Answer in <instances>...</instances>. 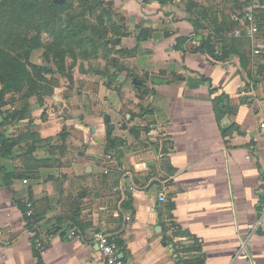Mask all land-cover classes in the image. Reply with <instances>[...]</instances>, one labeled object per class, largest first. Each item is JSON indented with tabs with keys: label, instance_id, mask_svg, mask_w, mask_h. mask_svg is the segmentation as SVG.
<instances>
[{
	"label": "crops",
	"instance_id": "1",
	"mask_svg": "<svg viewBox=\"0 0 264 264\" xmlns=\"http://www.w3.org/2000/svg\"><path fill=\"white\" fill-rule=\"evenodd\" d=\"M111 1L122 17L118 69L77 72L86 87L74 106L35 113L38 139L17 167V146L3 161L0 264H38L34 234L39 264H101L95 230L117 236L125 264H264V216L239 249L264 202V80L249 59L260 53L235 23L210 30L217 54L228 50L220 39L235 40L212 58L201 48L209 30L194 29L184 3ZM253 2L264 41V0ZM177 36L187 39L174 48Z\"/></svg>",
	"mask_w": 264,
	"mask_h": 264
},
{
	"label": "rangeland",
	"instance_id": "2",
	"mask_svg": "<svg viewBox=\"0 0 264 264\" xmlns=\"http://www.w3.org/2000/svg\"><path fill=\"white\" fill-rule=\"evenodd\" d=\"M26 1L20 25L12 18L10 7L0 5V87L4 88L2 108L8 115L0 130L6 135L15 134L16 151L24 150L12 157L14 167L38 139V132L30 128L35 113L40 120H46L48 112L59 111L61 99L73 107L69 98L76 94L77 88L86 87L77 83L78 76H103L118 69L120 50L114 40L123 33L122 17L111 0ZM187 1L179 2L186 6ZM191 1L189 14L195 17L205 14L209 20L216 15H228L239 7L238 0ZM257 14L262 21V12L259 10ZM9 19L10 25L6 26ZM205 27L213 30L211 25ZM261 29L264 32L263 26ZM249 59L254 72L264 80V50ZM53 138L45 139L42 145L50 146Z\"/></svg>",
	"mask_w": 264,
	"mask_h": 264
},
{
	"label": "trees",
	"instance_id": "3",
	"mask_svg": "<svg viewBox=\"0 0 264 264\" xmlns=\"http://www.w3.org/2000/svg\"><path fill=\"white\" fill-rule=\"evenodd\" d=\"M239 2V7L240 8V4L243 2V0H238ZM27 1L26 0H0V5L3 6H9L11 13H12V18L18 20L19 25L22 24L23 20H24V16H25V10L27 9ZM192 1L188 0L187 1V5H186V11H188L189 13V6H191ZM192 17V18H191ZM190 18L188 17V20L193 24V27L195 30L198 29H206L205 26H209L211 25L213 27V32L216 35H219L220 31H227L229 29H231V27L233 25H235V22L232 21L230 19L229 14L228 15H223V16H213L211 17V20H209L206 15H201V17H195V16H191ZM207 20L210 22L209 24H207ZM6 26L10 25V19L9 21L6 22L5 24ZM5 28L7 29L8 27ZM228 28V29H227ZM215 37V36H214ZM187 39L186 36H177L175 37V41L172 42V46L175 48L177 46H180L183 42H185ZM212 34L209 33L207 35V38L202 39V46L201 48L204 49L206 51V53H208L210 56H212V58H215L216 60L218 59H222V58H226L227 55L229 54V51L231 50L230 48H232L234 46L235 40L233 38H224V39H220V41L223 42V47H228V50H223L222 52H220V54L216 53V48L211 44L212 40ZM142 39H138V42H141ZM200 45H196L194 48H199ZM234 49V48H233ZM3 96H4V88L0 87V115L2 117V120L0 121V124L5 123L8 120V115H6L2 108L3 106ZM19 118H22V115L19 116ZM109 133V131L107 132V134ZM108 138V145L112 146L114 145V141L110 140L109 136ZM17 146V139L14 138V136L11 135H6L4 134L1 130H0V158H1V164H0V174L2 176V181L7 184V181L9 180V178L11 177V174L9 171L6 170V167L3 163V161L8 158L11 157L14 154V149ZM22 212L25 214V208L24 206L21 207ZM26 225L29 228H32V220L30 216H26ZM35 235V234H34ZM33 252L37 257L38 260V264H39V260L40 258V254L38 253V249L35 246L34 243V236H33Z\"/></svg>",
	"mask_w": 264,
	"mask_h": 264
},
{
	"label": "built area",
	"instance_id": "4",
	"mask_svg": "<svg viewBox=\"0 0 264 264\" xmlns=\"http://www.w3.org/2000/svg\"><path fill=\"white\" fill-rule=\"evenodd\" d=\"M179 2L182 0H174ZM254 0H243L240 8L229 13L230 19L237 25L245 30L246 36L251 40V50L253 54H259L264 50V41L257 36L259 26L255 15ZM230 34V33H229ZM259 127L264 129V120L260 121ZM164 196L159 195V199L162 200ZM26 216L32 215L31 203H26ZM264 216V202L262 209V217L258 218L255 223L247 225V233L239 241V249L243 250L247 244H249L250 236L255 229L262 223ZM34 234V233H33ZM75 234V229H71L68 236L71 237ZM3 237L2 230L0 229V239ZM92 239L94 240L97 249L101 255V264H125L121 256L119 255V246L117 236L112 232L95 230L92 233ZM34 243L37 247L42 245V237L34 235Z\"/></svg>",
	"mask_w": 264,
	"mask_h": 264
},
{
	"label": "water",
	"instance_id": "5",
	"mask_svg": "<svg viewBox=\"0 0 264 264\" xmlns=\"http://www.w3.org/2000/svg\"><path fill=\"white\" fill-rule=\"evenodd\" d=\"M114 42H117L116 40Z\"/></svg>",
	"mask_w": 264,
	"mask_h": 264
}]
</instances>
